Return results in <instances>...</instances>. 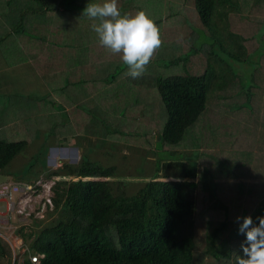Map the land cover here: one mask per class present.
<instances>
[{
    "label": "trees",
    "instance_id": "trees-1",
    "mask_svg": "<svg viewBox=\"0 0 264 264\" xmlns=\"http://www.w3.org/2000/svg\"><path fill=\"white\" fill-rule=\"evenodd\" d=\"M263 1L191 0L199 30L207 38L209 58L201 72L155 78L154 87L165 111L158 129L160 147L164 142L174 145L184 133L193 134V127L205 119L208 127L213 125L211 120L221 123L225 111L221 112L219 102L228 83L235 93L243 91L242 100L230 109H247L248 118H252L254 98L264 92V38H257L259 31L264 32V17L260 20L253 13ZM253 18L258 30H252L254 39H250L243 23L255 24ZM229 60L247 61L251 65L248 77H236ZM216 88L220 94L211 92ZM211 94L217 99L213 96L211 100ZM210 110V115H204ZM209 132L204 133L211 137L214 128ZM241 133L250 140L241 141L235 150L219 144L225 155L222 158L211 157L206 149L199 151L201 157L209 158L202 169L210 172L208 167L213 168L215 161L221 171L218 175L196 171L197 152L190 153L183 155L188 161L178 166L179 172L159 174L153 169L152 175L130 194L113 191L109 183L113 164L103 165L86 155L79 156L75 163L62 162L45 170L44 175L55 177L49 199L56 214L27 231L15 229L23 239L30 236L21 263L236 264V257L242 255L241 245L246 243L245 233L239 231L243 217L250 216L258 224L257 218L264 216V184L254 182L264 180V125L256 128L249 124ZM23 144V138H0V168ZM44 150L43 146L31 154L21 171L28 170L35 160L43 167ZM26 177L22 173L21 178ZM32 252L42 254L37 262L29 261L27 255ZM9 255V245L0 236V264Z\"/></svg>",
    "mask_w": 264,
    "mask_h": 264
},
{
    "label": "rangeland",
    "instance_id": "rangeland-1",
    "mask_svg": "<svg viewBox=\"0 0 264 264\" xmlns=\"http://www.w3.org/2000/svg\"><path fill=\"white\" fill-rule=\"evenodd\" d=\"M182 1L176 0L169 3V0H118V7H121L122 14L134 15L140 10L147 13L159 28L162 43L147 66V78L146 75H142L133 80L129 79L130 76L122 77L123 70L127 66L123 64L121 55L113 54L104 47L105 55L111 58L107 60L105 58L102 66L95 70H88V74L94 73V77L104 76L103 79L106 80L114 78L115 83L112 82L107 86L103 79L99 83L90 82V87L97 84L107 87L103 88L104 90L92 92L90 90L93 97L89 103H87L88 98L76 99L78 102L76 107L83 113L68 116L60 110L58 115L54 116L40 114L38 105L40 100L55 109L58 106L60 108V105H56L51 96L37 87L33 90H24L29 93L28 97L14 87H9L10 90H0V138L24 139L21 149L0 168V183L20 181L30 185L29 189L24 191L25 193L19 190L10 193V197L14 200L10 210L5 209L6 196L0 199V236L6 240L7 244L9 243L17 261L20 262L25 256L22 250H27V241L30 236H26L27 240L23 239L15 232V229L21 227L22 231H27L50 220L56 214L51 209L49 199L52 193L50 185L55 177L44 175L45 170L56 168L62 162L75 163L79 156L86 155L103 165L113 164L114 174L109 177L113 191L130 194L152 175L153 169L159 170V174L179 172L178 166L186 164L188 160L184 156H190V153L194 155L197 152L196 171H202L209 176L213 172L218 175L221 171L218 170L219 166L215 161H212L213 168L208 167L211 169L210 172L202 169L207 167L205 160L209 158L201 157L199 151L206 149L211 157L222 158L225 155L221 145L235 150L241 146V141L247 143L250 140L241 133L244 126L251 124L257 128L264 125V92L262 91L260 96L253 97L252 104H255L256 108L253 109V116L249 119L250 112L248 113L247 109L242 107L230 109L242 100L243 91L235 93L233 90L235 88L228 83L223 89L224 99L219 102L221 112L225 111L221 123L211 120L213 125L208 127L205 119L203 124L193 127V134L185 135L184 133L174 145L165 142L161 144L162 147H169L167 150L160 147L158 129L164 120L165 111L156 86L154 87L155 78L173 73H191L192 70L201 72L206 58H209L206 35L199 30L200 23L191 8V0H186L185 7L179 8L182 7L180 4ZM1 3L2 0H0V10L4 2ZM126 4H131L132 8H126ZM261 5V8L253 12L258 14L260 20L264 17V1ZM253 21L255 24L250 22L248 25L247 21L243 23L244 32L249 33L250 39H254L251 35L252 30H258L257 21L254 18ZM247 26L249 28L246 30ZM259 35L264 38L262 30L259 31L257 38H260ZM208 43L213 47L210 40ZM213 50L218 52L217 48ZM261 61V65L264 66V58ZM229 62L236 77L239 74L248 77L251 65L247 61L229 60ZM83 84L85 85V82ZM64 90L53 91V93L65 94L66 89ZM86 92V89L76 88L72 91L73 98L86 95ZM211 92L220 94L221 90L216 88ZM257 93L258 89H256ZM213 94L210 99L212 100L213 96L217 99V95ZM58 101L62 104L61 100L58 99ZM35 110L37 111L33 113ZM211 112V110L204 111V115H210ZM201 113L198 114L195 122L201 117ZM49 117H54L56 120ZM213 128L215 132L211 134V137L204 133L210 134L209 131ZM234 133L235 136L231 140ZM212 141L215 142L212 143ZM43 146L45 148L42 154L44 166H40L35 160L28 170L21 171L26 159ZM240 169L247 174V169L242 167ZM12 172L15 174L13 175ZM22 173L27 176L26 179L21 178ZM254 182L264 184L263 179ZM22 196L25 197L24 200H20Z\"/></svg>",
    "mask_w": 264,
    "mask_h": 264
},
{
    "label": "crops",
    "instance_id": "crops-1",
    "mask_svg": "<svg viewBox=\"0 0 264 264\" xmlns=\"http://www.w3.org/2000/svg\"><path fill=\"white\" fill-rule=\"evenodd\" d=\"M170 1L176 0H169V3ZM99 2L100 0H2L0 90L14 87L28 97L29 93L24 90L37 87L51 96L56 105H60V108L58 106L55 109L40 100V114L54 116L60 110L68 116L83 113L76 107L78 97L88 98L89 103L93 97L90 90H104L112 82L115 83L114 78L106 80L103 79L104 76L94 77V73L88 74V70L102 66L105 58H111L105 55L104 46L92 28L98 21L83 14L87 4ZM180 4L182 7L179 8H184L186 0ZM126 8L131 9L132 5L126 4ZM127 70V67L123 70V78H127ZM143 76L147 78V70ZM102 79L106 87L98 84L90 87V82L99 83ZM129 79L133 80L131 77ZM76 88L86 89V95L73 98L72 91ZM64 89L65 94L53 93L65 91ZM57 98L62 104H59ZM49 119L56 120L54 117Z\"/></svg>",
    "mask_w": 264,
    "mask_h": 264
},
{
    "label": "clouds",
    "instance_id": "clouds-1",
    "mask_svg": "<svg viewBox=\"0 0 264 264\" xmlns=\"http://www.w3.org/2000/svg\"><path fill=\"white\" fill-rule=\"evenodd\" d=\"M83 14L98 21L92 28L99 42L113 54L121 55L128 67L127 75L133 79L142 76L162 43L154 20L143 10L134 15L122 14L118 0L89 3ZM257 219L258 224H254L250 216H245L240 223L239 231L245 233L246 243L241 245L242 255L236 257V264H264V216Z\"/></svg>",
    "mask_w": 264,
    "mask_h": 264
},
{
    "label": "built area",
    "instance_id": "built-area-1",
    "mask_svg": "<svg viewBox=\"0 0 264 264\" xmlns=\"http://www.w3.org/2000/svg\"><path fill=\"white\" fill-rule=\"evenodd\" d=\"M30 187V185L28 183L25 182H3L0 183V199L4 198V196H6L7 199H5V209L6 210H10L12 209L14 200L13 198L10 197V193L13 191H22L23 193H25L24 191L28 190ZM25 197H21L20 200H24ZM9 245V243H8ZM10 247V245H9ZM42 254L39 252H32L29 253L27 256L29 258V261L31 262H37L38 258L41 256ZM3 264H22L21 260L20 262L17 261V259L15 258L13 251H11V247H10V255L8 256V259L3 263Z\"/></svg>",
    "mask_w": 264,
    "mask_h": 264
}]
</instances>
